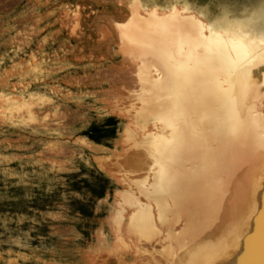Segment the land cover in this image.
Wrapping results in <instances>:
<instances>
[{"label":"rangeland","instance_id":"rangeland-1","mask_svg":"<svg viewBox=\"0 0 264 264\" xmlns=\"http://www.w3.org/2000/svg\"><path fill=\"white\" fill-rule=\"evenodd\" d=\"M194 50L247 62L264 136V0H0V264H264L250 223L209 259L157 189L146 87Z\"/></svg>","mask_w":264,"mask_h":264},{"label":"bare ground","instance_id":"bare-ground-1","mask_svg":"<svg viewBox=\"0 0 264 264\" xmlns=\"http://www.w3.org/2000/svg\"><path fill=\"white\" fill-rule=\"evenodd\" d=\"M186 59L189 66L199 71L198 78L182 69L175 71L162 61L161 82L166 85L146 87L152 91L146 96L149 112L156 114L153 118L160 123L153 126L159 136L155 138L162 137V142L155 141L157 144L147 154L158 163L157 189L163 193L165 209L166 202L173 203L175 217L184 218L183 231L196 240L194 243L201 242L196 249L209 251V259L219 254L212 255L210 251L214 249L228 250L227 237L237 240L236 223L251 226H247L248 231L244 229L246 233L240 231L245 233L243 240L239 234L242 241H236L238 245L231 248L239 251V256L243 251L250 253L264 244V136L261 118L253 106L255 96L251 92L256 89L248 85L252 78H240L239 69L241 76L253 72L247 62L241 68L234 62V77L230 79L226 70L230 65L222 54L199 57L194 50ZM221 74L227 76V86Z\"/></svg>","mask_w":264,"mask_h":264}]
</instances>
